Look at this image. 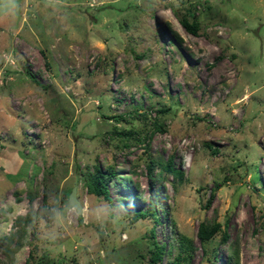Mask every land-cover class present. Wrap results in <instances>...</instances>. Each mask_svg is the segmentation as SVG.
<instances>
[{
  "label": "rangeland",
  "instance_id": "1",
  "mask_svg": "<svg viewBox=\"0 0 264 264\" xmlns=\"http://www.w3.org/2000/svg\"><path fill=\"white\" fill-rule=\"evenodd\" d=\"M156 119L148 150L117 146L115 127ZM172 155L183 180L152 179L149 158ZM95 165L117 169L110 200L84 185ZM159 191L161 222L134 221ZM31 208L40 217L9 258L1 244ZM204 221L228 222V243L204 245ZM156 243L160 264H233L230 244L240 264H264V0H0L1 264L31 252L32 264H149Z\"/></svg>",
  "mask_w": 264,
  "mask_h": 264
},
{
  "label": "trees",
  "instance_id": "2",
  "mask_svg": "<svg viewBox=\"0 0 264 264\" xmlns=\"http://www.w3.org/2000/svg\"><path fill=\"white\" fill-rule=\"evenodd\" d=\"M180 22L182 25L191 33L197 34L198 33V24L196 22H190L187 18L180 17ZM159 32L161 31V27H157ZM174 35L177 36L175 33ZM112 71V70H111ZM35 78V76H34ZM138 109H135L131 113H127L129 116H134V114H137L138 116L144 117V122H147V114L146 113H138ZM158 113H165L166 109H160L157 111ZM104 118L116 120V121H123L126 119V114L123 115H113V114H104ZM147 125V124H146ZM144 126V125H143ZM152 127L147 125V127H141V128H131L127 131L122 130L118 131V129L115 127L114 134L117 136L123 135V138H121L119 144L117 145L121 149H125L127 147H130L133 143H145L146 149L148 150L150 147V139L152 136V133L158 130H162V124L158 123V120L156 119L153 123V129ZM161 167L160 172L154 176L153 172L155 167ZM150 176L154 180H162L163 174L167 173L174 177L173 180L176 181H182L184 178V172L180 169H177L174 163V156L172 155L169 160L166 162H162L161 160H156L154 158H149L148 164H147ZM84 176V185L87 188L88 192L90 194L104 197L107 200H110V182L118 177L117 169L113 165H108L105 168H103L100 165H95L93 168L88 166L86 168ZM161 191L157 192L156 199H153L150 202V205L147 209H136L134 211V221H138L140 219L147 218V216H153L155 218L156 222H161L160 216L158 215V206L157 201L161 197ZM214 198V194H212L209 204L212 202V199ZM47 197H44V206H43V215H49L52 219L53 216L50 208L47 204ZM30 201H34V196H30ZM160 211H168L167 206L163 205L159 208ZM39 214L31 208L26 215H20L15 220V232L10 233L8 236L5 237V244H1V248L5 255L9 258H11L13 252L15 249H18L21 247V240L24 239L27 236L28 229L30 227H35L36 221L38 219ZM80 222L83 221V216H79ZM229 226L228 222H225L224 226L220 222L217 221H204L199 225L198 230V237L200 241L206 245L208 242H210L217 234L222 232V243L227 244L229 241V235L227 233V228ZM224 228V229H223ZM154 235V234H153ZM179 243V252L177 254V260L178 261H189L191 257V251L193 250V242L186 236L182 235L177 239ZM15 244V246H13ZM13 247V248H12ZM164 245H158V243L155 244L154 249L151 250V255L149 256V264H160V261H162L163 255H164ZM230 259L233 261V264H240L239 260V252H238V246L234 245V247L230 244ZM31 260H34V254L31 252L29 257L27 258L26 264H32ZM43 263L42 264H49L48 257H43ZM1 264V261H0Z\"/></svg>",
  "mask_w": 264,
  "mask_h": 264
},
{
  "label": "water",
  "instance_id": "3",
  "mask_svg": "<svg viewBox=\"0 0 264 264\" xmlns=\"http://www.w3.org/2000/svg\"><path fill=\"white\" fill-rule=\"evenodd\" d=\"M69 204L77 210L78 215H83L84 208L78 198V187H74L70 196H69Z\"/></svg>",
  "mask_w": 264,
  "mask_h": 264
}]
</instances>
